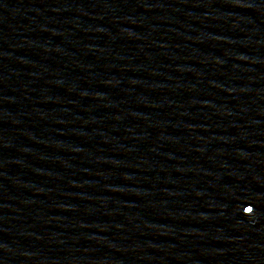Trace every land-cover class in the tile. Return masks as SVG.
Returning a JSON list of instances; mask_svg holds the SVG:
<instances>
[{"label":"water","instance_id":"water-1","mask_svg":"<svg viewBox=\"0 0 264 264\" xmlns=\"http://www.w3.org/2000/svg\"><path fill=\"white\" fill-rule=\"evenodd\" d=\"M0 264H264V0H0Z\"/></svg>","mask_w":264,"mask_h":264}]
</instances>
